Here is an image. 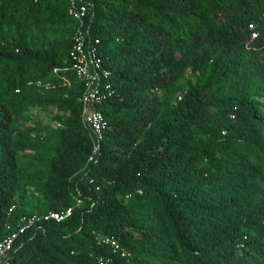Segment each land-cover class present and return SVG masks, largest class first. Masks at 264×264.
Instances as JSON below:
<instances>
[{"label": "trees", "instance_id": "obj_1", "mask_svg": "<svg viewBox=\"0 0 264 264\" xmlns=\"http://www.w3.org/2000/svg\"><path fill=\"white\" fill-rule=\"evenodd\" d=\"M93 2L115 94L88 166L68 0H0V240L73 207L11 264H264V0ZM52 106L59 127L23 125Z\"/></svg>", "mask_w": 264, "mask_h": 264}, {"label": "built area", "instance_id": "obj_2", "mask_svg": "<svg viewBox=\"0 0 264 264\" xmlns=\"http://www.w3.org/2000/svg\"><path fill=\"white\" fill-rule=\"evenodd\" d=\"M68 13L76 22V30L73 37V45L69 52L72 69L76 77L82 82L83 89L80 95L81 120L85 127L91 131L92 151L88 158V166L97 163L102 152V144L108 128V120L99 105L110 99L115 94L113 77L108 68L101 41L91 34L90 17L94 15L93 0H68ZM142 192V190H139ZM81 192L76 196V203H83ZM132 194H129L130 197ZM14 206L10 208L11 214ZM73 212V207L62 211H48L34 213L21 218L17 227L8 224L11 231L0 240V264H11L13 255L20 246H17L20 238L37 223L47 220L62 221ZM42 225H40L41 227ZM99 244L111 245L116 250H121L123 255L127 252L121 248V244L114 236L97 235ZM103 264V261L101 262Z\"/></svg>", "mask_w": 264, "mask_h": 264}, {"label": "rangeland", "instance_id": "obj_3", "mask_svg": "<svg viewBox=\"0 0 264 264\" xmlns=\"http://www.w3.org/2000/svg\"><path fill=\"white\" fill-rule=\"evenodd\" d=\"M63 115H65V112L57 106H52L49 110L33 108L31 111L26 113V119L23 121V125L33 127L42 125L47 126L48 129H52L60 126V120L58 117ZM20 123L21 122L18 124Z\"/></svg>", "mask_w": 264, "mask_h": 264}]
</instances>
